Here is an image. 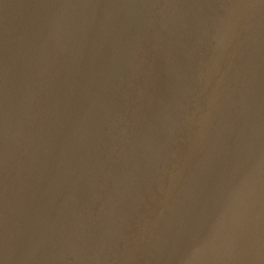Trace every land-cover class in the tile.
<instances>
[{
  "label": "water",
  "instance_id": "water-1",
  "mask_svg": "<svg viewBox=\"0 0 264 264\" xmlns=\"http://www.w3.org/2000/svg\"><path fill=\"white\" fill-rule=\"evenodd\" d=\"M0 264H264V0H0Z\"/></svg>",
  "mask_w": 264,
  "mask_h": 264
}]
</instances>
